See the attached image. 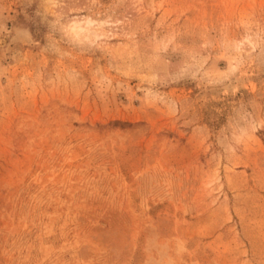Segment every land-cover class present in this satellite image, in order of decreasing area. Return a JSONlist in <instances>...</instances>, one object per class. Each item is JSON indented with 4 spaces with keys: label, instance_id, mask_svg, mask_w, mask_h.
Wrapping results in <instances>:
<instances>
[{
    "label": "rangeland",
    "instance_id": "rangeland-1",
    "mask_svg": "<svg viewBox=\"0 0 264 264\" xmlns=\"http://www.w3.org/2000/svg\"><path fill=\"white\" fill-rule=\"evenodd\" d=\"M0 264H264V0H0Z\"/></svg>",
    "mask_w": 264,
    "mask_h": 264
}]
</instances>
